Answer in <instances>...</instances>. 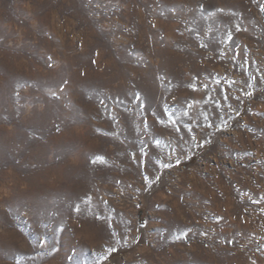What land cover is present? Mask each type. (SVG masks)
I'll return each instance as SVG.
<instances>
[{
  "label": "rangeland",
  "instance_id": "obj_1",
  "mask_svg": "<svg viewBox=\"0 0 264 264\" xmlns=\"http://www.w3.org/2000/svg\"><path fill=\"white\" fill-rule=\"evenodd\" d=\"M0 264H264V0H0Z\"/></svg>",
  "mask_w": 264,
  "mask_h": 264
}]
</instances>
